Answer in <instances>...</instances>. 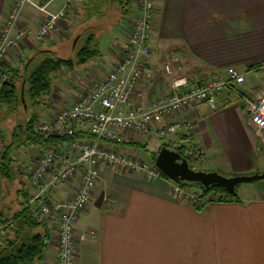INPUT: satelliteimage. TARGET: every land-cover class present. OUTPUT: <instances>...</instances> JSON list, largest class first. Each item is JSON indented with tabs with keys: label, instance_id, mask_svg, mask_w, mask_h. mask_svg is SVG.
Wrapping results in <instances>:
<instances>
[{
	"label": "crops",
	"instance_id": "1",
	"mask_svg": "<svg viewBox=\"0 0 264 264\" xmlns=\"http://www.w3.org/2000/svg\"><path fill=\"white\" fill-rule=\"evenodd\" d=\"M15 1L0 0V27ZM66 1L64 21L71 22L72 14L81 17L77 29L69 25L62 39L58 36L59 46L67 45L71 36L80 32L99 37V57L89 60L80 70L82 77L75 79L78 89L67 88L73 103L83 93L85 82L103 80L112 71L127 43L128 21L123 20L125 10L115 0ZM43 3L38 0V4ZM52 4L47 7L51 13L65 6L62 2L50 11ZM154 5L150 54L136 102L147 104L168 96L172 76L187 77L191 83L196 77L198 84L203 85L224 77L229 68L244 75V83L238 89L249 99L255 100L264 93V0H155ZM134 9L135 0H131L128 17ZM44 19L45 15L33 7L24 8L17 24L18 30L25 32L24 37L8 54V68L21 69L22 61L39 50L53 51L49 47L55 45L53 39L59 29L44 41L37 40ZM74 42L76 39L72 50ZM171 55L179 59L171 65L172 76L165 72ZM216 101L214 110L197 104L172 117L190 123L194 143L204 150V159L197 165L209 170L196 171L229 178L264 171V142L249 123L244 106L228 92ZM53 110L52 105L45 114L50 112L51 117ZM50 117L43 118L47 121ZM80 133L86 135L84 131ZM133 143L126 141L110 147L143 160L129 151L127 146ZM135 143L146 146L149 162L163 145L154 134ZM25 179L29 184L27 175ZM172 185L163 175L148 180L139 172L102 169L101 180L75 230L76 236L85 232H93L94 236L87 235L78 244L74 264H264V195L242 191L234 201L210 203L197 210L195 204L175 199ZM70 194L71 188L62 187L53 199L63 201ZM56 261V251L48 243L40 264Z\"/></svg>",
	"mask_w": 264,
	"mask_h": 264
},
{
	"label": "built area",
	"instance_id": "2",
	"mask_svg": "<svg viewBox=\"0 0 264 264\" xmlns=\"http://www.w3.org/2000/svg\"><path fill=\"white\" fill-rule=\"evenodd\" d=\"M43 1L40 5L38 0H16L0 27V89L11 79L8 54L24 37L25 32L17 28L24 8L31 6L45 15L37 31L39 42L55 33L66 18L68 3L58 12L51 13L47 7L54 0ZM154 3L155 0H135V12L127 18V43L112 71L103 80L85 82L83 93L75 102L53 110L52 116L36 129L37 135L44 140L70 139L77 130L89 136L64 145L43 147L32 159L27 174L32 188L28 206H34L36 215L47 226L48 243L56 251V264H74L78 244L85 241L87 235L94 236L93 232L76 236L75 230L101 180L102 169L139 172L148 180L162 176L154 161L133 159L114 151L110 145L126 141L135 143L142 136L154 134L167 149L175 153L180 151L187 162H201L204 150L194 143L192 126L188 122L172 120V117L197 104H206L214 110L216 99L223 92L230 93L244 106L249 123L264 142V93L255 100L241 93L238 87L244 83V75L234 68L227 69L224 77L199 85L196 77L191 83L187 77L172 76L171 65H176L179 59L171 55L165 66L166 74L172 76L171 93L147 104L135 101L150 54ZM172 183L175 199L192 204L199 202L198 193L189 194L188 190ZM62 187L71 188V194L66 200H54L53 195Z\"/></svg>",
	"mask_w": 264,
	"mask_h": 264
},
{
	"label": "trees",
	"instance_id": "3",
	"mask_svg": "<svg viewBox=\"0 0 264 264\" xmlns=\"http://www.w3.org/2000/svg\"><path fill=\"white\" fill-rule=\"evenodd\" d=\"M115 1L119 3L123 11L125 10L123 20H126L131 9V0ZM75 39L76 44L72 50V43ZM98 40L99 37L91 32H80L71 38L69 59L59 56L58 50H39L38 53L25 60L22 69L8 68L11 79L0 89V108L15 109L21 106L23 110V105H25L26 112L23 111V123L15 125L9 131V144L3 146L0 151V180L8 181L17 174L19 166L14 168V165L18 164L15 161V155L17 150L23 149L26 144L39 147L57 146L74 139L89 138L77 130L75 136L70 139L44 140L37 135L36 129L45 112L43 108L49 107L48 97L51 94L54 76L64 71L69 73L80 71L86 67L89 60L99 57ZM133 146L149 153L146 146L139 144H133ZM162 148L167 149L168 147L162 145L160 149ZM158 152L151 156V162L155 160ZM177 152L182 155L180 151ZM188 163L190 169L196 171L195 166L198 162ZM23 179L25 182L23 188L20 189V200L16 209L13 210L10 204L5 203L3 196L2 200L0 199V264H40L48 247L47 226L36 215L34 206H28L32 188L30 183L26 182L25 176ZM177 185L182 189L188 191L193 189L198 193L199 202L195 204L197 210H201L210 203L231 202L237 197L236 194H229L218 185L208 188L197 183L180 182Z\"/></svg>",
	"mask_w": 264,
	"mask_h": 264
},
{
	"label": "rangeland",
	"instance_id": "4",
	"mask_svg": "<svg viewBox=\"0 0 264 264\" xmlns=\"http://www.w3.org/2000/svg\"><path fill=\"white\" fill-rule=\"evenodd\" d=\"M65 1L66 0H54L53 4L50 6V8H48V10H50V11L55 10L58 6H60L62 4V2L64 3L63 5H66L67 1L66 2ZM14 3H13V5H14ZM80 17H81V15L77 16V14H72L70 17L71 22H69V21L66 22V20L64 22H61L59 27H58L60 33H58V31H57L55 33L56 34L55 36H57V38L53 39V42L55 41V45L49 47V49L58 50L59 56L65 58V59H69L71 56V54H69L71 39L69 40V43L67 45L63 44V46H59L58 36L60 37V39H62L63 32L67 28H69V25H70V28L74 27L75 29H77V26H78L77 21L80 22ZM61 33H62V35H61ZM49 37L50 36H48L47 38H49ZM71 38H72V36H71ZM25 60L22 61V65H24L23 63L25 62ZM22 65L20 66V68L21 67L23 68ZM81 77H82V75H81L80 71H73L70 73L64 71V72H60L56 76H54V78L52 79L51 94L48 97L49 107L43 108V109H45L44 111L46 112L47 109H49L52 105L54 106V111H56L60 107L64 106V104L66 105L68 103H72V101H71L72 97L68 93H66L67 88L71 89L70 87L74 86L75 90L78 89L79 83H75V79H80ZM239 91H240V89H239ZM245 96H246V94H245ZM23 111L26 112V109H24V107H23V110H22L21 106H17L15 109L0 108V151L3 148V146H6L9 144V140H10L9 131L13 127H15V125H17L19 123L20 124L23 123L22 122L23 118H24ZM45 112L43 114V117L46 115H49V117H50L51 113L47 112L45 114ZM46 119L43 118L41 120V122H45ZM145 136H147V135H145ZM143 137L144 136H142L141 138H143ZM133 144H138V143H133ZM141 146H143V145H141ZM153 146H154L153 144L149 145L148 148L151 149ZM127 147H129V151L132 154H134V155L139 154L140 157L143 158V160L145 162H149L150 155L146 151H144L143 149L136 148L134 146H127ZM23 149L17 150V154L15 155V158H16L15 161H17L19 163L16 166L14 165V168L19 166L17 168L18 169L17 174L13 175V177L8 181L7 180L5 181L3 179L0 180V199L2 200L1 197L3 196L5 203L10 204L13 210L18 207V202L20 200V189L23 188V185L25 182L23 177L29 173V168L32 165V159L41 152V150L36 149V148L33 149L27 144H26V146H24ZM24 153H25V155H23ZM27 157L29 160L26 159ZM261 159H262V157H261ZM27 168H28V170H27ZM195 169L209 170L208 168H205L199 164L195 166ZM14 171H15V169H14ZM263 172L264 171L260 172L259 174H262ZM253 175H258V174H253ZM253 175H249V176H253ZM220 176H222L224 178H229V177H225L223 175H220ZM242 191H244V192L246 191L245 193H248L247 191H250V192L258 193L260 195H264V180L253 182V183H248V184H240L235 188L236 194L237 193L240 194ZM188 193L193 194L195 192L193 189H191L188 191ZM3 205H4V203H3ZM10 215H9V217H10ZM53 246H54V243H53Z\"/></svg>",
	"mask_w": 264,
	"mask_h": 264
},
{
	"label": "water",
	"instance_id": "5",
	"mask_svg": "<svg viewBox=\"0 0 264 264\" xmlns=\"http://www.w3.org/2000/svg\"><path fill=\"white\" fill-rule=\"evenodd\" d=\"M75 45V42H74ZM24 109L26 108L23 105ZM155 167L168 180L174 183H197L204 188L212 185L223 187L229 194L235 195V188L240 184H248L264 180V172L253 176H236L224 178L215 172H202L190 169L186 159L178 153L166 148L160 149L155 160Z\"/></svg>",
	"mask_w": 264,
	"mask_h": 264
}]
</instances>
